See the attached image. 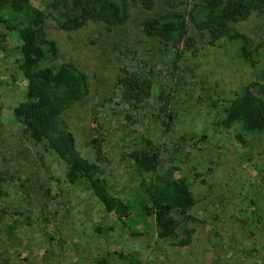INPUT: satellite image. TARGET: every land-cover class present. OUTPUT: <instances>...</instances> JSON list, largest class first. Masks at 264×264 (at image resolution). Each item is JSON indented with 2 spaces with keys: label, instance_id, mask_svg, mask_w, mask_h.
Masks as SVG:
<instances>
[{
  "label": "rangeland",
  "instance_id": "1",
  "mask_svg": "<svg viewBox=\"0 0 264 264\" xmlns=\"http://www.w3.org/2000/svg\"><path fill=\"white\" fill-rule=\"evenodd\" d=\"M130 1V17L123 25L90 21L67 31L47 19L46 32L59 48L57 65L70 62L87 76L89 91L64 116L79 151L99 164L111 191L127 200L140 190L129 156L143 135L160 147V170L176 168L197 198L192 214L193 238L186 246L160 239L153 229L133 235L108 214L92 192L67 179V166L35 142L15 119L13 108L24 99L27 81L12 51L0 50V175L7 194L0 196L4 221L19 220L13 234L0 223V264H96L106 252L123 250L143 264H264V146L236 123L219 124L225 102L252 80L263 79L264 60L247 65L225 40L210 44L190 24L197 39L196 53L186 50L179 69H172V52L143 32L142 21L168 8L169 0H155L154 10L142 0ZM194 0L180 8L188 13ZM45 8L44 0H32ZM237 27L264 40V15L255 13ZM141 61L156 71L154 101L177 91L173 130L166 119L138 118L120 98L117 78L123 67L135 71ZM158 105V104H157ZM131 113L133 120L127 118ZM243 133L248 146L236 139ZM102 143L99 159L93 139ZM148 180L149 175L145 176ZM48 190V192H46ZM261 221L254 223L257 215ZM97 224L113 225L110 237L95 232Z\"/></svg>",
  "mask_w": 264,
  "mask_h": 264
},
{
  "label": "trees",
  "instance_id": "2",
  "mask_svg": "<svg viewBox=\"0 0 264 264\" xmlns=\"http://www.w3.org/2000/svg\"><path fill=\"white\" fill-rule=\"evenodd\" d=\"M185 0H169L164 12H157L142 21L144 34L157 39L172 52L171 67L179 69V62L186 50L196 53L197 39L191 34L190 24L210 44L225 40L231 44L236 55L252 68L264 60V40H256L240 30L237 25L252 18L255 13L264 15V0H194L188 13L181 8ZM40 8L32 0H0V50L10 51V33H14L12 51L16 54L18 70L27 81L25 97L13 108L15 119L24 131L37 143L52 151L66 166L67 179L92 192L104 210L111 214L133 235L153 229L163 240L174 245L191 243L198 219L192 214L197 198L185 176H176V168L160 170V147L145 135L140 146L129 152L138 176L143 182L139 191L127 200L114 194L99 164L81 154L76 137L64 113L87 95L89 84L86 74L75 64L62 62L50 64L57 57V43L48 37L46 22L55 21L58 28L72 31L90 21L107 25H123L131 14L129 0H44ZM143 6L154 10L155 0H142ZM135 71L127 67L118 75V89L123 103L139 115L138 118H165L169 132L178 119L173 111L177 91L153 97L156 71L153 66L141 61ZM263 79L252 80L234 93L222 105L219 124L231 128L236 123L252 135L259 146H264V68ZM127 118L133 120L132 114ZM236 139L243 146L248 141L243 133ZM98 158L102 156V143L93 139ZM149 175L147 180L145 176ZM0 175V196L7 194ZM48 192V190H46ZM0 208V223L5 231L13 234L19 220L4 221ZM261 221L258 214L254 223ZM95 232L110 237L113 225L97 224ZM96 264H143L141 258L131 252L113 250L98 258Z\"/></svg>",
  "mask_w": 264,
  "mask_h": 264
}]
</instances>
